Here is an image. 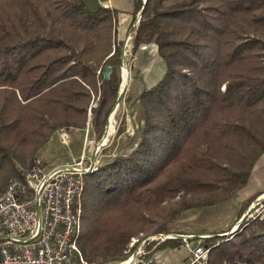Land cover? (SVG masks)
Returning a JSON list of instances; mask_svg holds the SVG:
<instances>
[{"label": "trees", "instance_id": "1", "mask_svg": "<svg viewBox=\"0 0 264 264\" xmlns=\"http://www.w3.org/2000/svg\"><path fill=\"white\" fill-rule=\"evenodd\" d=\"M140 11L132 53L155 43L166 71L141 92L130 142L85 175L78 242L91 264L126 260L133 238L168 232L178 211L231 198L264 155V0H133L134 22ZM122 44L98 1L0 0V191L56 130L85 127L99 82L92 121L103 133ZM203 244L209 264H264V219Z\"/></svg>", "mask_w": 264, "mask_h": 264}, {"label": "built area", "instance_id": "2", "mask_svg": "<svg viewBox=\"0 0 264 264\" xmlns=\"http://www.w3.org/2000/svg\"><path fill=\"white\" fill-rule=\"evenodd\" d=\"M139 19L131 26L128 38H132ZM66 136L63 133L65 142ZM100 143L96 154L105 145ZM96 154L89 162L85 153L51 164L38 160L22 173V178L16 177L0 193V264H91L78 241L84 178L97 167ZM252 207L251 216L264 219V194ZM176 238V233L148 235L138 250L118 264H154L152 257H139L145 253L146 245ZM191 238L192 235L183 237L191 254L187 264H209L210 248L201 240L192 246Z\"/></svg>", "mask_w": 264, "mask_h": 264}, {"label": "rangeland", "instance_id": "3", "mask_svg": "<svg viewBox=\"0 0 264 264\" xmlns=\"http://www.w3.org/2000/svg\"><path fill=\"white\" fill-rule=\"evenodd\" d=\"M87 1L90 6L94 5L95 0ZM130 29L122 32L120 34L121 37H118L119 41L122 40L123 42L120 65L121 87L116 98L117 100L115 99L113 107L107 117L103 133L100 135L96 132L92 121V109L98 106L100 95L102 93L101 83L99 82L97 84V93L94 92L92 95L88 120L85 127L71 125L56 130L48 143L36 156V161L40 160L43 164L70 161L73 157H78L85 153L86 159L89 162L96 154L97 147L105 136L104 134L107 129L106 127L109 117L113 110H116L114 116L115 131L109 141L101 147L99 153L96 154L99 158L97 166L120 153L124 149L123 147L130 142V136L138 130L141 123L140 113L142 112V108L139 100L141 92L156 84L166 71V61L159 55L155 43L141 46L136 55H133L132 38H128ZM131 36L133 37L132 34ZM124 66H127V68L130 69V82L128 86L125 87L122 97L119 98L124 77ZM107 69H109L110 74V67H107ZM107 69L105 70V73ZM100 72L101 69L98 70V75ZM63 133L67 134V142L64 141ZM26 169L27 168L24 167L22 173ZM259 177V173H253L250 180L251 183L249 182L250 185L248 183L244 188L238 190L234 196L221 203L212 206L182 210L181 212L178 211L177 218L168 222V232H157L152 234L194 233L196 236L194 235L195 237L189 239L192 246H195L198 240L203 242L205 237H209L211 234L216 233L214 231L220 229H225V231L216 234H234L240 230V228L243 229L249 224L250 220L254 218L251 216L254 210V207H252L253 203L258 200L259 197L263 196V194H260L259 196L252 195L256 188L252 187L263 184V182L258 181ZM15 178L16 177H13L11 181ZM9 184L6 188L1 190L0 193L5 192L8 189ZM165 207L168 210L171 209L169 203L166 204ZM201 234H204L205 237H202ZM136 241L137 238H133L130 242V247L137 244L134 252L138 250L142 244V240L141 242ZM164 241L166 240L159 239V241L155 240L154 243L159 245L162 242L164 243ZM145 245L146 244L144 243V246ZM164 248H167L166 251L163 252L164 256L162 257L164 264H175L179 260L187 259V257L189 258L191 255L183 238H179V241L175 244L167 243L158 250ZM134 252H132V254ZM118 263L120 262H112L110 264Z\"/></svg>", "mask_w": 264, "mask_h": 264}, {"label": "crops", "instance_id": "4", "mask_svg": "<svg viewBox=\"0 0 264 264\" xmlns=\"http://www.w3.org/2000/svg\"><path fill=\"white\" fill-rule=\"evenodd\" d=\"M95 1H98L103 6L111 8L113 11H115L116 20H117V35H118L119 38L121 37L120 34L122 32H125L126 30L130 29V27L132 26V23L134 22L133 21L134 20V17H133V0H95ZM254 173L255 174L259 173L260 177L258 178V181L263 182L262 185L253 186L252 187V188L256 187L254 189L252 195L253 196H255V195L259 196L260 194H264V155H263L262 159L259 161L258 167L256 168ZM261 176L263 177V179H262ZM250 183H249V185H250ZM257 183H259V182H257ZM221 231H225V229H220V230H217V231H214V232L218 233V232H221ZM180 234H182V235H192L193 237L196 236L194 233H188V232L180 233ZM201 235H203V234H201ZM198 241H197V243H198ZM157 246L158 245H156L154 243V245L152 247V253H151L150 257H152L154 259V264H164V261H163L162 257L164 256L163 252L166 251L167 248L158 250ZM188 260H189V258L187 257V259L179 260L175 264H187Z\"/></svg>", "mask_w": 264, "mask_h": 264}, {"label": "bare ground", "instance_id": "5", "mask_svg": "<svg viewBox=\"0 0 264 264\" xmlns=\"http://www.w3.org/2000/svg\"><path fill=\"white\" fill-rule=\"evenodd\" d=\"M123 72H124V77H123L122 86L125 88L128 86V84L130 82V69H128L127 66H124ZM115 111L116 110H113L111 113V116H110L109 121H108L107 129H106V133L104 134L105 136H104L101 144H106L115 131V118H114Z\"/></svg>", "mask_w": 264, "mask_h": 264}, {"label": "water", "instance_id": "6", "mask_svg": "<svg viewBox=\"0 0 264 264\" xmlns=\"http://www.w3.org/2000/svg\"><path fill=\"white\" fill-rule=\"evenodd\" d=\"M145 1H146V0H144V2H145ZM141 13H142V11H140L139 14H138V17H139V18L141 17ZM106 76H107V77L109 76V69H107V71H106ZM124 90H125V88L122 86L119 98L122 97ZM105 133H106V131H105ZM100 144H101V143H100ZM101 145H102V144H101ZM177 235H178L179 238H183V237L185 236V235H182V234H177Z\"/></svg>", "mask_w": 264, "mask_h": 264}]
</instances>
